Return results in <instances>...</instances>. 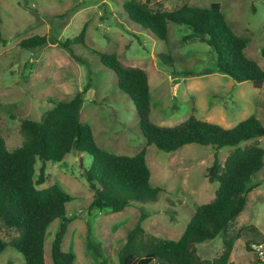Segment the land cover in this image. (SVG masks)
<instances>
[{
  "label": "rangeland",
  "instance_id": "obj_1",
  "mask_svg": "<svg viewBox=\"0 0 264 264\" xmlns=\"http://www.w3.org/2000/svg\"><path fill=\"white\" fill-rule=\"evenodd\" d=\"M124 0H0V133L7 149L20 144L19 120L39 119L56 100L83 89L79 117L90 126L97 145L114 153L133 154L145 148L149 184L162 189L153 200L132 201L121 210L89 209L92 197L84 170L90 156L73 147L60 160H45V178L36 187L55 183L65 191L67 223L60 242L73 255V264H97L100 259L86 246V227L98 242L109 264H116V251L140 209L146 232L177 238L195 207L209 200L217 186L208 181L205 168L214 154L221 161L231 146L189 142L166 151L144 144L131 99L116 85L112 70L95 52H113L122 65L142 68L149 92L148 119L159 125H175L190 113L229 127L252 114L264 125V80L235 81L217 71L210 46L195 37L183 39L190 28L167 21L165 39L129 20ZM217 1L235 33L244 36L245 54L264 69V0H149L151 7L171 9L181 2L207 6ZM83 29L82 42L71 44L78 62L57 42L72 38ZM43 34L41 45L23 48L19 40ZM184 70L192 74L183 75ZM12 103V106H11ZM6 105V110L4 106ZM9 112L13 116H9ZM256 142L264 150V134L239 143ZM41 161L36 159L34 178ZM257 184L248 192L243 209L224 232L195 244L197 254L211 258L220 253L223 239L231 237V264H251L253 254L245 244L264 238V153L262 167L251 176ZM60 218L45 228L44 264H52L50 243ZM253 226V227H249ZM13 227L0 224V237L8 242ZM0 264H25L19 251L7 244L0 251ZM148 264H165L156 258Z\"/></svg>",
  "mask_w": 264,
  "mask_h": 264
},
{
  "label": "trees",
  "instance_id": "obj_2",
  "mask_svg": "<svg viewBox=\"0 0 264 264\" xmlns=\"http://www.w3.org/2000/svg\"><path fill=\"white\" fill-rule=\"evenodd\" d=\"M121 7L129 20L158 39H165L167 21L187 25L190 33L183 39L195 37L205 41L214 53L215 69L231 79L249 80L254 85L264 80V69L244 52L247 39L230 27L217 1L207 6L181 2L165 9L151 7L149 0H124ZM82 34L83 29L74 37L57 42L78 62L81 61L80 55L73 51L71 44L82 42ZM45 40L43 34H32L18 43L23 48H30L43 44ZM95 53L99 61L114 72L117 87L131 99L145 145L153 144L166 151L189 142L210 144L215 148L232 147L221 161L214 154L206 166L207 180L217 182L214 194L195 207L178 237H158L146 232L141 221L147 213L140 209L116 251V264H148L153 258L165 264H231V237L223 239L220 253L211 258L200 257L195 244L224 232L227 224L243 209L248 192L257 184L251 176L262 167L264 150L256 142L239 143L264 134V125L252 114L229 127L192 113L175 125L153 123L148 119L149 92L145 71L137 66L122 65L113 52ZM192 73L183 71V75ZM83 91L56 100L39 119L20 118L22 140L12 149L6 148L0 133V224L16 229V234L8 242L0 237V251L7 244L11 245L21 253L25 264H44L45 228L56 217L60 220L50 243L51 263L73 264L72 253L60 248L67 223L72 219L65 214V202L69 196L55 183L36 187L45 178V160L58 161L71 147L89 154L90 162L84 175L92 197L87 210L107 208L118 211L132 201L153 200L162 189L149 184L144 147L133 154H123L97 145L89 124L79 117ZM2 107L0 103V110ZM9 116H13L11 112ZM36 159L41 164L34 178ZM85 239L87 248L100 258L97 264H109L98 242L91 238L88 227ZM245 246L251 250L248 243Z\"/></svg>",
  "mask_w": 264,
  "mask_h": 264
},
{
  "label": "built area",
  "instance_id": "obj_3",
  "mask_svg": "<svg viewBox=\"0 0 264 264\" xmlns=\"http://www.w3.org/2000/svg\"><path fill=\"white\" fill-rule=\"evenodd\" d=\"M253 259L251 264H264V238L250 244Z\"/></svg>",
  "mask_w": 264,
  "mask_h": 264
}]
</instances>
